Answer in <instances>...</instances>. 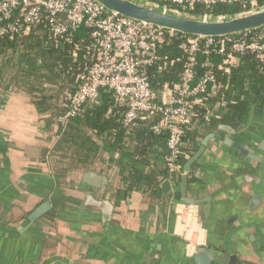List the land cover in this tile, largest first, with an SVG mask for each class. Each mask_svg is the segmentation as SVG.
I'll use <instances>...</instances> for the list:
<instances>
[{"label":"crops","instance_id":"crops-1","mask_svg":"<svg viewBox=\"0 0 264 264\" xmlns=\"http://www.w3.org/2000/svg\"><path fill=\"white\" fill-rule=\"evenodd\" d=\"M48 122L29 95L0 90V264H195L200 247L212 264H264V163L226 144L264 158V109L197 138L201 146L214 136L188 177L187 197L199 205L185 202L181 179L160 172V156L144 164L107 149L91 170L62 181ZM136 171L152 181L132 183ZM90 172L107 183L94 186ZM87 192L113 204L109 222L86 205ZM47 202L51 209L32 223Z\"/></svg>","mask_w":264,"mask_h":264},{"label":"trees","instance_id":"trees-1","mask_svg":"<svg viewBox=\"0 0 264 264\" xmlns=\"http://www.w3.org/2000/svg\"><path fill=\"white\" fill-rule=\"evenodd\" d=\"M148 1L162 3V0ZM259 2L264 5V0ZM245 11L240 5H218L210 9L198 5L184 12L195 16H218ZM51 36L44 26L23 36H0V90L29 95L40 112L47 115L49 127H54L56 134L60 130L59 117L69 111L65 96L79 87L92 40L86 29L76 34L72 42L51 39ZM180 43L178 36L164 45L161 52L167 61L148 68L152 87L158 95L166 86H174L183 70L186 54L180 50ZM212 59L215 62L213 72L223 89L219 97L205 96L203 105L194 107L195 116L182 138L180 162L183 166L199 149L197 138L215 132L221 124L237 127L245 123L248 115L264 109V61L252 52L236 54L226 71L219 57L212 56ZM222 99L232 104L223 108L220 105ZM210 109L211 114L208 112ZM123 112L111 94L102 93L97 100L84 104L78 115L70 118L54 150V164L60 170L58 174L62 181L71 172L91 170L97 161L104 159L107 149L139 159L144 164H150L160 156L165 160L160 172L168 175L166 142L169 134L153 130L159 118L140 120L131 127H125ZM131 174L132 183L140 179L152 181L137 171Z\"/></svg>","mask_w":264,"mask_h":264},{"label":"built area","instance_id":"built-area-1","mask_svg":"<svg viewBox=\"0 0 264 264\" xmlns=\"http://www.w3.org/2000/svg\"><path fill=\"white\" fill-rule=\"evenodd\" d=\"M159 5L183 13L198 5L207 9L240 5L246 11L264 6L259 0H162ZM41 26L48 29L51 39L72 42L76 34L86 29L92 40L79 87L65 96L69 111L58 119L60 130L54 135V142L60 139L70 118L78 115L84 104L97 100L102 93L111 94L115 103L124 109L125 127L140 120L159 118L153 130L169 134L166 168L171 182H178L184 174L180 162L182 138L195 116L194 107L203 105L205 96L219 97L223 89L213 72L212 56L221 59L226 71L236 54L252 52L264 61V30L202 39L117 15L94 0H0V36H23ZM178 36L179 48L186 54L183 70L177 83L166 86L158 95L152 87L148 68L167 61L161 49ZM230 104L222 99L220 105L227 108ZM208 112L211 114L212 110ZM188 233L191 236L186 233L184 237L191 243L195 231L188 230Z\"/></svg>","mask_w":264,"mask_h":264},{"label":"water","instance_id":"water-1","mask_svg":"<svg viewBox=\"0 0 264 264\" xmlns=\"http://www.w3.org/2000/svg\"><path fill=\"white\" fill-rule=\"evenodd\" d=\"M94 1L104 7L107 11L116 13L117 15L142 22L146 25H153L166 31H172L180 35L194 36L202 39L208 37L221 38L227 36H237L243 33L264 29V6L235 15L195 16L160 6L159 4L152 3L148 0ZM160 98L161 97L159 96V99ZM212 138H214L213 135L207 136L202 141L197 152L183 167L184 174L181 177L182 192L185 202L189 205L200 204V201L192 200L187 197L189 173L192 167L205 152L208 143ZM226 144L244 156L264 163V158L262 156L256 155L247 147L239 145L230 139L226 140ZM260 148L264 150V141L262 142ZM86 178L94 179L96 181L94 186L97 187H99L103 181L104 183H107V180L104 177H101L94 172L88 173ZM87 195L88 201L86 202V205L100 208L104 214V221L109 222L114 210L113 204L108 200H94L91 192H87ZM50 209L51 205L49 202L42 204L29 216V220L32 223L36 222ZM193 254L195 264H212L214 260L212 252L204 247L198 248Z\"/></svg>","mask_w":264,"mask_h":264}]
</instances>
